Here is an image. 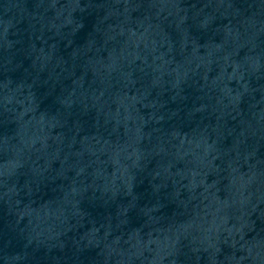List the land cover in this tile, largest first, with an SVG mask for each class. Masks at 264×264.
<instances>
[{
	"label": "water",
	"instance_id": "95a60500",
	"mask_svg": "<svg viewBox=\"0 0 264 264\" xmlns=\"http://www.w3.org/2000/svg\"><path fill=\"white\" fill-rule=\"evenodd\" d=\"M0 264H264V0H0Z\"/></svg>",
	"mask_w": 264,
	"mask_h": 264
}]
</instances>
